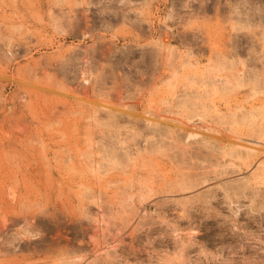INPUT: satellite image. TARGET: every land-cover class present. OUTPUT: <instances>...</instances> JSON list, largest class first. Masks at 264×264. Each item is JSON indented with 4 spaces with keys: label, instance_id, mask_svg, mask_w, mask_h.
<instances>
[{
    "label": "rangeland",
    "instance_id": "obj_1",
    "mask_svg": "<svg viewBox=\"0 0 264 264\" xmlns=\"http://www.w3.org/2000/svg\"><path fill=\"white\" fill-rule=\"evenodd\" d=\"M0 264H264V0H0Z\"/></svg>",
    "mask_w": 264,
    "mask_h": 264
}]
</instances>
